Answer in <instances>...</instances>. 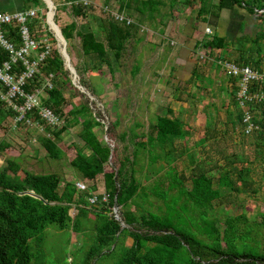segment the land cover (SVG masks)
I'll use <instances>...</instances> for the list:
<instances>
[{
	"label": "trees",
	"instance_id": "trees-1",
	"mask_svg": "<svg viewBox=\"0 0 264 264\" xmlns=\"http://www.w3.org/2000/svg\"><path fill=\"white\" fill-rule=\"evenodd\" d=\"M110 1L105 0V3ZM115 1L119 4V12L130 7L132 2ZM33 2L38 4L39 0ZM155 2L148 0L142 4L143 7H152ZM200 3L201 6L194 14V22H206L208 13L219 12L222 8L231 9L234 6L245 7L255 17L263 18L264 15V3L260 0H217L213 9L208 8L204 0H200ZM71 7L72 12L81 17L93 11L90 4H72ZM258 9L262 11H256ZM44 19L45 12H42L28 23L35 38H40L43 33L39 22ZM101 26L105 32L104 39H97L92 30L78 29L74 21L60 28L68 45L72 39L77 38L82 53L90 57L94 71L103 73V68H106L112 74L113 61L121 57L125 43L137 27L134 24L119 23L111 17L102 21ZM2 30L8 40L20 45L16 24H2ZM261 37H264L262 29L252 38L253 43L259 46L258 40ZM245 38H239V45L235 50L238 49L240 55L234 61L258 68L261 59L251 60L250 56H245L243 50L239 49ZM202 44L210 51H216L217 60H222L224 54H229L228 41L215 33ZM44 46L41 44L38 50H43ZM50 48L46 59L39 65V72L26 83L25 91L31 92L35 87L42 86L46 79L50 80L52 86L45 87L46 95L42 97L41 102L60 115L62 126L57 129L44 124L45 130L58 139L61 131L79 126L78 137L82 141V147L74 145V155L69 164L82 179L94 180L98 175H102V185L104 191L109 194V200L104 203L99 195V206L95 207L88 201L92 187L78 190L75 183L67 181L62 190H59L57 173H35L22 168L17 159H7L0 169V264H51L53 260H50L43 248L47 235L56 237L65 234L66 245L76 233L86 231L89 239L87 246L83 244L69 249L61 258L62 263L60 259L55 258L53 264H101L109 258L113 261L112 264H264V243L260 241V226L257 227L258 224H264V218L249 220L244 213L228 216L225 218L226 226L221 230L217 219L208 215L214 200L220 196L219 187H230L236 192H241L247 186H252L253 181L245 178L251 168L233 165L234 160L243 159L232 154L227 156L226 165L215 164L207 168L199 165L190 175V187L184 185L183 176H179L176 168L169 164L168 169L158 177L167 180L166 189L159 188L157 184L160 182L151 187L152 193L163 199L164 212L144 208V202L150 205L152 202L148 200L149 193L136 176L138 152L133 149L132 156L123 155L116 160V164L109 160L110 146L100 140L94 130L102 125L100 111L94 113L93 102H90L88 97L81 102L76 101L78 95L84 97V94L72 84L53 37ZM7 58V51L0 48V62ZM70 58L73 59L71 56ZM21 67L20 65L18 69ZM137 67L134 69H138ZM83 69L86 71L85 67ZM195 70L197 71V67ZM79 82L89 87L83 79L80 78ZM68 90L70 92L67 93ZM235 91L236 87L233 85L230 95L238 109ZM3 107L4 104L0 100L1 116L14 115L10 109L4 110ZM167 111L172 112L170 108H167ZM27 117L32 121H41L37 108L29 112ZM236 122L241 123L240 109L234 124ZM18 123L26 125L24 120ZM153 130L154 135L149 134L147 141L138 145L140 148L148 147L149 164L156 162L161 156L159 152L153 151L157 146L167 144L173 138H183L185 134L183 123L166 115L156 116ZM107 131L110 132L111 128L108 127ZM135 134L133 133L132 137ZM124 136L125 133L121 138ZM41 141L51 158L60 159L64 155V150L58 147L51 137H42ZM250 145L255 154L253 159L246 160L264 161V132L254 134ZM83 147L86 152L82 151ZM11 149L10 143L0 139V151L8 152ZM106 164L110 165V169H105ZM227 165L229 167L225 168ZM215 169L218 173L217 187L213 186L215 177L211 174ZM232 175H236L241 185H236ZM169 191H172V196L167 200ZM72 205L76 209L73 217L69 214ZM112 205L119 208L124 226L109 213ZM126 235L132 239L131 244H120L121 238Z\"/></svg>",
	"mask_w": 264,
	"mask_h": 264
},
{
	"label": "rangeland",
	"instance_id": "rangeland-1",
	"mask_svg": "<svg viewBox=\"0 0 264 264\" xmlns=\"http://www.w3.org/2000/svg\"><path fill=\"white\" fill-rule=\"evenodd\" d=\"M87 1L93 11L88 12L85 17H81L72 12V7L68 2L59 0L54 10L55 23L62 27L74 21L78 29L101 28L102 21L111 16L109 10L115 11L118 8L115 0L108 3H105V0H95V3ZM180 3H185V0ZM180 3L173 2L174 8L182 13L183 8ZM129 17L133 21L131 24L135 25L137 17ZM260 29L264 30V27H260ZM100 30L97 38L104 39L105 32L102 28ZM256 30L259 31L258 28ZM248 32L249 30L246 29L240 35ZM243 44L244 47H242ZM130 45L131 41H127L121 57L117 61H113L114 71L112 74L106 68H103L105 70L103 73L93 70L90 57L82 53L77 38L72 39L69 45L66 44V51L69 58L70 56L73 58V62L70 58L71 64L74 66L75 63L77 82L81 84L79 79H83L90 87L83 85L85 90L92 96L90 98L77 88L80 93L84 94V97L78 95L75 99L81 102L85 97H88L89 101L93 102L94 113L100 111L102 125L95 127L94 130L98 138L112 148L111 161L116 164V160L123 155L132 156L133 149L138 152L139 161L136 165V169H138L136 176L139 177L141 185L146 188L145 191L149 193L148 200L152 202L151 205L144 202L143 207L154 212H164L163 199L155 196L151 187L156 182H160L157 184L159 188L166 189L167 180L158 177L168 169L169 164L176 168L179 176H183L184 185L190 187V175L196 167L199 168V165L206 168L213 167L215 164L226 165L227 156L236 154L243 160H234L233 165L250 167L251 172L245 178L253 181V184L241 192H236L230 187H219L220 196L214 200L208 215L217 219L221 230L226 226L225 218L228 216L244 213L249 220L264 218V177H262L264 176V161L257 159L249 162L246 160L253 159L255 154L250 145L254 135H244L241 123L234 124L239 108L237 109L232 102L230 89L227 87L228 79L221 73L220 65L211 64L215 61L216 51H210L208 47H201L202 54H198L199 70L205 76L211 77V73L213 75L211 78L199 80L197 73L196 76L185 73L174 85L172 81L174 72L169 70V65H172L173 61H163L165 54L168 55V49H165L159 58L156 53L159 48H155L153 51L147 48L144 50V60L142 61L143 56H138L137 46ZM242 45L239 49L243 50L244 55L250 56L251 60L260 58L259 66L264 67V37L258 40L259 46L252 41L250 46L245 45V42ZM231 47H229V54H224V58L227 57L234 61L240 53L238 49L235 50ZM258 47L259 52L257 53ZM159 52L161 53L162 50ZM135 66H138V69H134ZM84 67L86 71L83 69ZM198 74H200L199 71ZM156 77H158L157 80ZM156 83L157 85H155ZM152 88L155 90L154 96ZM66 92L68 93L70 90ZM167 108H170L172 112H168ZM158 115H166L180 120L183 123L185 134L183 138H173L167 144L157 146L153 151L159 152L158 154L161 156L156 162L149 164L148 147L140 148L138 145L141 142H146L149 134L154 135L151 126ZM13 118L14 115H0V139L12 146L8 152L0 151V169L6 164V160L12 157L17 159L22 168L32 172L57 173L59 190H62L67 181L73 183L78 181L84 184V190L87 187H92L97 193L104 191L102 175H98L94 180L82 179L76 175L75 170L69 164L74 155V145L82 147V141L78 137V125L61 131L57 139L54 134L51 136V132L45 130V126L43 129L36 123L29 126L21 123L14 125ZM108 127L111 128L110 132L107 131ZM123 133L125 136L121 138ZM133 133L136 134L132 137ZM42 137L54 139L57 146L64 150V155L60 159L51 158L43 146ZM82 151L86 152L87 150L83 147ZM141 165H143L142 168ZM228 167L229 165L225 168ZM105 169H110V165L106 164ZM211 174L215 177L213 186L217 187L218 173L216 169L211 171ZM232 177L236 180V185H241V182L236 179V175H232ZM167 194L166 199L168 200L172 196V191ZM69 214L72 217L76 214L73 205L69 209ZM121 222L123 221L121 220ZM259 226L260 241L264 243V224H258L257 227ZM87 233L88 231L76 233L66 245L65 234L56 237L47 235V241L43 248L50 260H53L51 264L55 258L60 259V263H62L61 258L65 252H69V249L75 246L80 247L83 244L87 246L89 243ZM131 241L130 236L126 235L121 238L120 244L130 245ZM70 259L69 256L68 261ZM112 262L109 258L102 261L101 264H112Z\"/></svg>",
	"mask_w": 264,
	"mask_h": 264
},
{
	"label": "built area",
	"instance_id": "built-area-1",
	"mask_svg": "<svg viewBox=\"0 0 264 264\" xmlns=\"http://www.w3.org/2000/svg\"><path fill=\"white\" fill-rule=\"evenodd\" d=\"M68 4H89L87 0L69 1ZM106 7V6H105ZM107 9V8H105ZM111 18L115 21L131 25L132 19L117 9L111 11ZM45 19L39 22V27L43 30L40 38L32 36L29 21L38 16L34 8L6 12L0 10V48H4L8 53V58L0 62V100L4 106L14 112V125L20 121L27 126L34 123L44 129V124L50 128H57L62 125L60 115L51 108L42 104V97H45V87H51L49 79L42 86L35 87L33 91L26 92L25 85L32 79L34 74L39 72V65L44 62L50 52L51 37L55 38V33ZM2 24H16L20 35V45L6 38ZM205 32L210 34L212 31L205 28ZM44 44L43 50H38ZM220 65L225 74L230 79L231 88L236 87L235 98L241 112V129L244 135L251 136L258 132H264V68H255L248 64H239L233 60H220ZM22 66L20 69L19 66ZM232 79V81H231ZM37 108L41 121H32L27 114ZM78 190H84L83 183H75ZM99 195L101 201L106 203L109 194L105 191L97 193L90 191L88 201L90 204L99 205ZM112 215L121 223V216L117 206L111 207Z\"/></svg>",
	"mask_w": 264,
	"mask_h": 264
},
{
	"label": "crops",
	"instance_id": "crops-1",
	"mask_svg": "<svg viewBox=\"0 0 264 264\" xmlns=\"http://www.w3.org/2000/svg\"><path fill=\"white\" fill-rule=\"evenodd\" d=\"M33 1L34 0H0V10L14 12L17 10L34 8L38 14L47 11L45 0H39L38 4H35ZM51 1L56 6L59 0ZM89 1L95 3V0ZM143 1L146 2L148 0H132L131 6L123 8L122 10L123 13L128 16L137 17L135 25L139 26L133 31L128 41H131L130 46H137L138 56H143L142 61L144 60V50L147 48L150 49V51H153L155 48H159V51L162 50L161 53L159 51L156 52L159 58L164 53V50L168 49V55L165 54L163 61H173V64L169 65V70H173L174 72L172 77L174 85L181 78V75L185 73L194 76H196L197 73V78L199 80H205L213 76L211 73V77L202 74V71L199 70L200 61L198 60V54H202L201 47H205L202 42L210 38L212 36L210 34L215 33L218 36L225 37L229 47L232 46L231 48H237L241 35L246 37L242 43L245 42V45L250 46L251 41L253 42L252 38L256 36V28L260 30V27H264V17L262 16L263 18H260L251 15L245 7L234 6L231 9L222 8L219 12L212 11L208 13L206 22H194V14L201 6L200 0H185V3L182 4L180 2L183 0H155L157 3L155 2V5H152V7L148 5L143 7ZM175 1L182 5V13H179L176 8H174L173 2ZM188 1H191V3L189 4ZM260 1L264 3V0ZM204 2L207 7L211 9L212 7L214 8L217 0H204ZM44 8L45 11L43 10ZM256 11L261 12L262 9ZM206 27L211 29L212 33H206ZM86 29L92 30L96 38L101 32V28L99 27H86ZM246 29H248L249 32L240 35V33ZM242 47H244V44ZM214 58L215 61L211 64L220 65V60H217L216 57ZM196 67L197 71L195 70ZM220 68L221 73L228 79L227 87L230 89L229 92L231 93L229 78L221 65ZM195 71L196 73L194 74ZM198 71L200 74H198ZM157 79L158 77H156V80ZM152 85L154 86V84ZM155 85H157V83ZM152 91L154 96L155 90H153V88ZM154 123L151 127H154ZM91 217L94 218V216Z\"/></svg>",
	"mask_w": 264,
	"mask_h": 264
},
{
	"label": "water",
	"instance_id": "water-1",
	"mask_svg": "<svg viewBox=\"0 0 264 264\" xmlns=\"http://www.w3.org/2000/svg\"><path fill=\"white\" fill-rule=\"evenodd\" d=\"M45 2L47 4V9H48V11L46 13L47 21L50 25V28H52L53 32L55 33L57 50L63 59L65 69H67L69 72L71 82L75 87H77L82 92L87 94L90 98H92L90 93L85 90V87L77 82L75 68L71 64L69 55L66 51V44H67L66 40H65V38L61 32V28L54 21V10L56 7L51 0H45ZM111 156H112V148L110 147L109 160L111 159ZM121 225L124 226L125 224L123 222H121Z\"/></svg>",
	"mask_w": 264,
	"mask_h": 264
}]
</instances>
